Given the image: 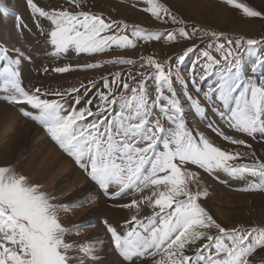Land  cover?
<instances>
[{"label": "snow or ice", "instance_id": "6c2138e0", "mask_svg": "<svg viewBox=\"0 0 264 264\" xmlns=\"http://www.w3.org/2000/svg\"><path fill=\"white\" fill-rule=\"evenodd\" d=\"M142 2V10L156 21L176 27L160 31L135 25L129 33L126 22L85 10L87 0L55 5L24 0L27 19L0 4L2 17L13 14L19 41L9 44L10 34L0 36V100L45 129L84 172L97 199L130 198L114 206L131 213L122 225L101 219L107 241L98 237L75 241L74 235L95 226L66 225L67 214L81 205L57 202L58 197L14 165L0 166V264H86V260L99 264L108 247L118 257L114 264H255L258 257L264 261V224L229 228L219 223L202 202L209 189L200 171L224 184H242L239 191L264 192V159L248 142H264V54L254 47L262 41L233 40L223 32L189 24L167 0ZM221 2L246 18L264 19V10L243 0ZM32 28L55 59L70 52L105 53L113 46L135 49L138 41L190 42L198 33L212 41L223 38L225 43L204 51L190 44L163 59L141 57L139 67L144 71L124 79L115 73L111 81L102 77L106 91L85 99L90 89L84 85L83 92L75 87L25 86V69L33 61L24 47L25 33ZM197 52L195 62L188 64ZM244 52L254 58L250 65ZM105 63L137 61L116 58ZM73 67L52 70L67 73ZM75 67L96 69L103 64ZM90 85L95 88L96 82ZM87 203L94 201L89 198Z\"/></svg>", "mask_w": 264, "mask_h": 264}, {"label": "rangeland", "instance_id": "374dc122", "mask_svg": "<svg viewBox=\"0 0 264 264\" xmlns=\"http://www.w3.org/2000/svg\"><path fill=\"white\" fill-rule=\"evenodd\" d=\"M206 1L209 3H213V9L217 11L222 9L225 14H228L226 26L227 28H219L215 27L214 25L203 23L204 21H202V17H204L205 15H202L201 17L198 16V14L202 13L203 10L200 5L197 4L194 0H167V3L171 8L174 6L181 8V10L184 11L183 13L185 16L179 14L173 8L172 10L174 13L187 20L189 24H194L208 31L223 32L226 38L233 40H235V38L237 37H245L262 41V43L254 47L256 48L257 53L264 54V19L246 18L242 15L240 10L233 9L230 6L223 4L221 0ZM243 2L248 3L250 6L256 8L257 10H264V0H243ZM42 3L55 5L57 3H63V0H42ZM0 4L10 8L13 14L18 13L25 19L28 18L29 13L25 7L24 0H0ZM144 6L145 5L142 0H87L85 10L102 13L106 18L126 22L129 25V33L131 32L132 27L135 25H139L151 30L160 31L176 27L171 24H163L156 21L149 13H146L142 10ZM102 7L106 8L107 12L97 11V9ZM217 7L220 8L218 9ZM13 14H10L7 18L2 17V14H0V36H8L10 34L12 38L8 40L9 44L19 43V41L16 40L15 29L13 28ZM28 23L31 24V21L29 20ZM247 23L255 25L258 29L257 32H255L254 34L245 32L243 24ZM25 37L27 39V44L24 45V47H26L33 56L32 63L27 65L25 69V86L30 88L40 86L49 90H63L66 88L75 87L80 88V91L83 92L84 89L80 86L84 85L85 87H88L90 89L85 99L93 97L97 93V91H106L105 89H103L102 77H106L109 81H111L113 79V74L115 73H121V78L124 79L127 78L129 73L136 75L137 72L144 71L145 69H141L139 67L141 57L147 58L148 56H153L155 58L163 59L173 55L175 52H178L179 50L189 46L190 44H195L198 46L199 51H204L206 50V48H210L214 44L225 43V39L223 38L217 41H212L210 37L204 36L203 33H198L197 37H194L190 42L180 41L179 43L169 44L163 40L151 41L147 43L138 41L137 47L135 49H119L113 46L112 49L108 50L105 53L94 55H77L74 52H70L60 59H55L51 56L49 52V46L45 44L44 38L40 36L35 28H32L30 33H25ZM213 54L218 56V54L216 53ZM197 55L198 52L194 53L192 59L187 63H194ZM242 55L245 57L246 65H250L254 58L249 57L247 52L242 53ZM116 58L133 59L137 61V64L113 65L111 63H105L106 61ZM86 63H101L103 64V67L96 69H84L75 67L76 65H84ZM68 64H71L74 67L67 73H56L52 70L57 66H65ZM45 67L48 68L47 72L44 71ZM254 75L256 77H259L261 73L257 72ZM42 80H47L45 81V83L49 84L62 82H65V84L60 85L59 87H53L50 85H42ZM92 81L96 82L95 88H91L90 82ZM0 104V106L6 105L12 107L24 121H29L35 124L39 129H41L42 133L56 147V149L59 150L64 156H66L72 162L74 167L84 175V178H86V182L91 183L84 172L74 164L72 159L68 157L55 144V142L50 139L42 126L24 117L17 110V107L10 105L3 100H0ZM194 123H197V126L201 129L204 128L203 124H199L198 122ZM19 125L20 123H15V126ZM16 129V127L12 128L11 125L6 127L3 122L0 123V166L14 165L17 171H21L29 176L34 183L42 184L45 191L58 197L59 199L57 202L67 203L75 201L79 205H81L80 207H73L71 212L67 214L65 219L66 225L71 227L72 225H75L77 223L88 222L95 226L82 229L81 234L74 235L72 237L73 240L88 241L92 237H98L103 241H107L108 237L107 234L103 232V225L100 223L101 219L107 218L110 223L116 225H122L124 220L115 221L109 219V216L107 217V215H96L95 213H93L91 207H93L97 200L92 199L94 203H87L90 194L89 190L86 191L80 198H74L73 193H77L79 188L84 186V182L81 180H79L80 182H78L76 185L68 188V191L63 192L64 186L72 181L70 180L69 182L66 181L64 183H60L64 175L70 171V167L65 166L62 170H58L59 167L57 166L55 171L53 168L50 172L49 162L52 155L42 159L37 156H32V154L36 150L34 144L40 141L41 136H37L33 141L32 139L34 138H31V150L27 152V149L25 148L26 152L16 154V148L12 149L7 146L9 139L12 137V134ZM208 134L210 136H213L216 143L220 144L223 147H229L227 142L222 141L219 137H215L211 133ZM245 138L248 139L247 137ZM248 142L252 144V147L255 150L257 156L264 159V142L252 141L251 139H248ZM6 146L9 148L8 150H6ZM4 151H7L8 154H5L7 152ZM47 170L49 171L47 172ZM200 171L203 185L207 186L209 189V196L206 199H203L202 202L219 223L229 228L237 227L239 225L249 227L252 225L264 224V192L239 191L238 188L242 187V184L235 181H229L228 184H224L214 179L207 173H204L202 170ZM101 198L105 201L106 205L111 208L115 207V204L124 203V201L126 202L129 199L124 198L121 200L113 201L108 200L104 197ZM148 211L149 210H146L145 212L147 213ZM98 231H102V233L94 235V233H97ZM212 231L215 230L213 229ZM110 249L112 250V248ZM112 253H114L116 258H118L113 250ZM86 264H91V261L86 260ZM255 264H264V261H261V259L258 257Z\"/></svg>", "mask_w": 264, "mask_h": 264}, {"label": "bare ground", "instance_id": "6f19581e", "mask_svg": "<svg viewBox=\"0 0 264 264\" xmlns=\"http://www.w3.org/2000/svg\"><path fill=\"white\" fill-rule=\"evenodd\" d=\"M197 4L200 5L202 8V13H199L198 16L201 17L202 15H205L202 17V21L205 24L209 25H214L215 27H226L227 26V18L228 14H225L222 9L221 10H215L212 7L214 6L213 3H209L206 0H194ZM96 2V1H95ZM215 4V3H214ZM180 5V4H179ZM109 7V6H108ZM175 11H177L179 14L184 15V11L181 10V8H178L176 6L172 7ZM218 9L220 7H217ZM97 11H102V12H107L106 8H99ZM207 15V16H206ZM185 16V15H184ZM229 27V26H228ZM245 32H249L254 34L257 32V27L252 24H243ZM242 27V28H243ZM227 28V27H226ZM225 30V29H224ZM47 80H42L41 83L42 85H50L53 87H59L60 85L65 84L63 83H56V84H49L45 83ZM1 105V104H0ZM18 121V122H17ZM3 122L4 125L7 127L9 125L13 127H16L17 129L13 132L12 137L8 141V147L9 148H16L17 153L20 154L23 152H27L31 150V138L35 140L37 136H41L40 141L38 143L34 144V147L36 150L32 154V156H37L42 158H46L47 156H51L50 162H49V169L51 172V169L54 168V171L56 170V167L58 166V170H62L65 166L70 167V171L64 175L60 183L64 182H69V184L64 186L63 192L68 191V188H70L73 185H76L79 180L84 182V186L80 187L78 192L73 193L74 198H80L83 196V194L86 191H90L89 198L97 200L95 204L93 205L92 211L96 215L102 214V215H107V217L111 220L115 221H123L127 218L130 217L131 213L129 210L122 209V208H117V207H109L106 205L105 201L100 197L97 199L96 197V191L94 190V186L91 183L86 182V178H84V175L74 167L72 162L64 156L59 150L56 149V147L46 138V136L42 133L41 129H39L35 124L29 122V121H24L17 113L16 111L9 106L2 105L0 106V123ZM15 123H20L19 126H15ZM6 146V147H7ZM7 147L6 150L9 148ZM26 148V149H25ZM7 152V151H4ZM5 154H8L5 153ZM49 170H47L48 172ZM53 171V170H52ZM57 185V184H56ZM93 197V198H92ZM130 199V198H129ZM125 202V201H124ZM128 202V201H126ZM148 210L145 208L144 211ZM146 213V212H145ZM104 232V231H103ZM101 234L102 231H98L95 234ZM116 256L114 253H112V250L110 247L106 248L105 251L102 254V258L99 262V264H114V262L117 260Z\"/></svg>", "mask_w": 264, "mask_h": 264}]
</instances>
